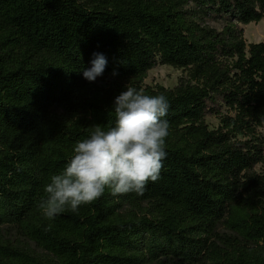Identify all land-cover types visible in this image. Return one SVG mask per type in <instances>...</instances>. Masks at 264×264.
I'll return each mask as SVG.
<instances>
[{
	"label": "trees",
	"instance_id": "1",
	"mask_svg": "<svg viewBox=\"0 0 264 264\" xmlns=\"http://www.w3.org/2000/svg\"><path fill=\"white\" fill-rule=\"evenodd\" d=\"M263 19L264 0H0V264H264V38L241 28ZM158 66L185 78L145 86ZM126 84L169 100L160 178L46 219L48 177Z\"/></svg>",
	"mask_w": 264,
	"mask_h": 264
},
{
	"label": "clouds",
	"instance_id": "2",
	"mask_svg": "<svg viewBox=\"0 0 264 264\" xmlns=\"http://www.w3.org/2000/svg\"><path fill=\"white\" fill-rule=\"evenodd\" d=\"M93 56L91 67L82 69L89 82L101 76L107 64L102 53ZM169 107L163 93L145 94L126 84L114 98L112 122L94 125L85 138L74 143L63 168L48 177L36 204L42 215L54 220L65 211L78 213L106 190L113 196L143 195L148 183L160 178L167 156L170 124L163 118Z\"/></svg>",
	"mask_w": 264,
	"mask_h": 264
},
{
	"label": "rangeland",
	"instance_id": "3",
	"mask_svg": "<svg viewBox=\"0 0 264 264\" xmlns=\"http://www.w3.org/2000/svg\"><path fill=\"white\" fill-rule=\"evenodd\" d=\"M210 26L219 30L220 23H210ZM243 29V37L246 45L261 42L264 38V19L258 23H250L246 26H241ZM185 78L182 70H177L169 66H158L147 73V77L143 81L145 86L160 85L164 88H174L181 79ZM205 122L209 129H216L219 125V119L215 116H207ZM257 133L264 140V126L257 129ZM257 172L261 171V167L257 166Z\"/></svg>",
	"mask_w": 264,
	"mask_h": 264
}]
</instances>
